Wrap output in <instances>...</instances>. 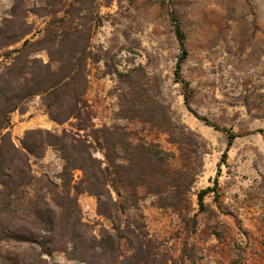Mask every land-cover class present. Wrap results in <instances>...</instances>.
Here are the masks:
<instances>
[{
	"label": "rangeland",
	"instance_id": "1",
	"mask_svg": "<svg viewBox=\"0 0 264 264\" xmlns=\"http://www.w3.org/2000/svg\"><path fill=\"white\" fill-rule=\"evenodd\" d=\"M13 6L19 21L32 26L27 38L40 36L54 17L90 28L86 132L120 124L134 141L155 140L176 151L165 133L121 117L122 97L128 91L123 74L134 70L133 77L166 107L173 123L196 134L202 167L189 193L187 216L193 219L185 222L177 212L158 207L150 195L139 202L144 230L168 263L264 264V0H0V23ZM170 10L185 35L181 76L188 91L174 80L180 49ZM36 56L48 59L45 52ZM4 62L0 56V67ZM185 92L194 112L238 134L224 161L227 133L196 117L184 102ZM10 119L11 138L18 146L30 129H72L69 122H53L39 96L28 99ZM88 140L93 155L103 160V152L91 137ZM30 162L34 175L47 174L59 182L63 160L53 147ZM80 176L79 170L73 172L74 180ZM215 178L218 196L207 194L206 207L200 210L197 193L212 186ZM78 204L81 221L95 236L102 227L111 228V221L97 214L95 196L81 193ZM47 263L87 264L61 251Z\"/></svg>",
	"mask_w": 264,
	"mask_h": 264
},
{
	"label": "trees",
	"instance_id": "2",
	"mask_svg": "<svg viewBox=\"0 0 264 264\" xmlns=\"http://www.w3.org/2000/svg\"><path fill=\"white\" fill-rule=\"evenodd\" d=\"M169 16L180 49L174 80L188 91L181 76L187 56L185 35L172 10ZM18 17L13 6L0 23V56L5 59L0 67V264H48V257L56 251L87 264H169L144 230L139 202L150 195L158 207L177 212L185 222L193 219L187 216L189 193L202 167V145L196 134L173 123L166 107L155 100L145 83L133 77L134 70L123 74L128 91L122 97L121 117L165 133L177 152L155 140L141 137L134 141L120 124L86 132L90 28L73 19L54 17L40 36L27 38L32 26ZM40 52H45L47 61L36 56ZM35 96L41 98L53 122H69L72 129H30L18 146L11 138L10 115ZM188 98L185 92L184 102L196 117L227 133L224 161L238 134L198 115ZM88 137L103 152V160L93 155ZM49 146L63 160L59 182L47 174L32 173L31 157H43ZM75 170L81 172L78 180L73 177ZM217 188L215 178L212 186L198 191L200 210L206 207L207 194L218 196ZM81 193L95 196L97 214L112 223L110 229L101 228L99 237L81 221Z\"/></svg>",
	"mask_w": 264,
	"mask_h": 264
}]
</instances>
